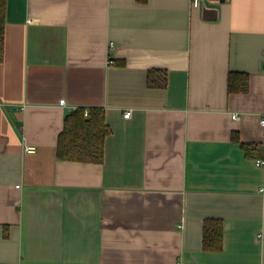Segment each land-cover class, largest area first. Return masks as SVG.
<instances>
[{
  "label": "crops",
  "instance_id": "1",
  "mask_svg": "<svg viewBox=\"0 0 264 264\" xmlns=\"http://www.w3.org/2000/svg\"><path fill=\"white\" fill-rule=\"evenodd\" d=\"M3 27L0 264H264V0H5ZM77 107L101 161L57 158Z\"/></svg>",
  "mask_w": 264,
  "mask_h": 264
},
{
  "label": "trees",
  "instance_id": "2",
  "mask_svg": "<svg viewBox=\"0 0 264 264\" xmlns=\"http://www.w3.org/2000/svg\"><path fill=\"white\" fill-rule=\"evenodd\" d=\"M5 0H0V61L3 59V25ZM122 63V62H120ZM158 74L159 77L155 75ZM229 92H245L247 89V74L240 71H230L227 77ZM147 84L151 87L166 85L165 71L150 70ZM109 132L104 122L102 110L97 107L88 108L84 114L83 107H77L68 112L64 119V127L57 141L56 155L60 159L83 161H101L103 156V140ZM245 154L253 155L255 148L248 143H240ZM255 157V155H253ZM222 225L218 218H206L203 222L202 246L207 250H217L222 243Z\"/></svg>",
  "mask_w": 264,
  "mask_h": 264
},
{
  "label": "built area",
  "instance_id": "3",
  "mask_svg": "<svg viewBox=\"0 0 264 264\" xmlns=\"http://www.w3.org/2000/svg\"><path fill=\"white\" fill-rule=\"evenodd\" d=\"M204 1H205V0H191V5H193L194 7H198V6H200ZM110 44H112V43L110 42ZM59 103H60V104H64V103H65L64 99H63V98L60 99ZM87 112H88V108H84V114H86ZM129 114H130V110H129V109L126 110V111H124V113H123V115H124L125 117H127ZM235 116H236L235 113L232 114V117H235ZM261 123H264V118L261 119ZM28 147H29V146H28ZM29 148H30V147H29ZM27 149H28V148H27ZM256 162L261 164V163H264V160H262V159L259 158V159L256 160ZM175 264H181L180 260H177V261L175 262Z\"/></svg>",
  "mask_w": 264,
  "mask_h": 264
}]
</instances>
